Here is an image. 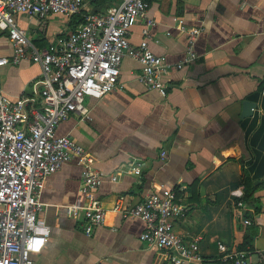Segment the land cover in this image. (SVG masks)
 <instances>
[{"label": "crops", "instance_id": "0c3cea01", "mask_svg": "<svg viewBox=\"0 0 264 264\" xmlns=\"http://www.w3.org/2000/svg\"><path fill=\"white\" fill-rule=\"evenodd\" d=\"M116 1L83 0L81 11H102ZM145 1V14L153 21L148 46L171 64L164 76L166 92L146 88L136 78L140 63L124 54L120 86L98 99L86 98L87 117L71 114L59 121L55 133L69 134L104 173L94 192L104 215L84 232L79 207L85 197L78 190L82 165L75 158L64 161L40 190L38 214L47 237L32 254L37 264H170L163 251L139 238L144 222L121 216L113 204L123 208L152 189L173 187L185 211L172 219V229L187 239L199 237L203 264H220L216 242L237 246L247 230L251 246H264V171L242 199L248 162L256 151L264 154V147L250 143L264 118V0ZM15 18L27 37L42 45L74 26L56 13ZM142 26V18L129 25L131 44L142 37ZM191 26L199 28L193 56L177 68L186 54L184 28ZM11 49L0 34V55ZM38 73L37 63L22 58L0 65V84L12 96L28 94ZM243 99L254 106L241 116ZM136 162L139 173L126 170ZM109 173L117 178L111 180ZM245 216L250 223H244Z\"/></svg>", "mask_w": 264, "mask_h": 264}, {"label": "built area", "instance_id": "2783aa9c", "mask_svg": "<svg viewBox=\"0 0 264 264\" xmlns=\"http://www.w3.org/2000/svg\"><path fill=\"white\" fill-rule=\"evenodd\" d=\"M83 0H0V33L11 43V53L0 55V65L26 58L39 65L31 80V92L12 96L0 84V264H37L33 253L47 237L39 216L40 190L45 177L69 158L82 165L78 190L85 197L80 205L83 230L89 233L103 221L104 209L95 189L104 173L95 168L85 149L69 134H56L60 120L74 114L87 117L86 98L98 99L120 86L119 65L124 54L140 63L136 78L146 87L165 94V74L171 64L151 51L147 39L153 23L146 16L145 0H117L102 11L82 12ZM25 13L44 18L51 13L82 19L66 33L37 46L16 21ZM143 19L142 37L136 44L128 40V27ZM186 30L185 56L174 64L180 67L192 59L191 45L199 28ZM163 153V152H162ZM140 162L127 165L140 172ZM111 180L116 173H109ZM243 207L241 199L236 201ZM75 206L69 207L75 212ZM121 216L138 217L144 222L139 238L163 251L170 264H203L198 236L187 239L172 229V219L183 215L185 205L173 189H152L126 207L113 204ZM244 223H250L245 216ZM220 264H264V246L238 248L216 242Z\"/></svg>", "mask_w": 264, "mask_h": 264}, {"label": "trees", "instance_id": "16d2710c", "mask_svg": "<svg viewBox=\"0 0 264 264\" xmlns=\"http://www.w3.org/2000/svg\"><path fill=\"white\" fill-rule=\"evenodd\" d=\"M82 19V16L79 13L73 14L70 19L68 20L69 24H76ZM3 34V33H0ZM5 35V34H4ZM6 36V35H5ZM35 45L40 46L42 43H38L37 41H32ZM255 120L253 119L250 122V125L247 127V133L253 126L255 125ZM250 143L252 145L257 144L258 147H264V118L262 121L258 124V126L255 128V132L252 136H250ZM264 171V154L259 153V151H256L255 156L251 158V160L248 162L247 166V172L243 176V198H248L251 193L250 189L254 186L253 181L261 176V174ZM192 188L194 189V184L192 185ZM174 189V187H173ZM250 231L247 230L245 232V235L243 236L241 242L236 246L238 248H244L246 246H251L250 244ZM249 235V236H248Z\"/></svg>", "mask_w": 264, "mask_h": 264}, {"label": "water", "instance_id": "95a60500", "mask_svg": "<svg viewBox=\"0 0 264 264\" xmlns=\"http://www.w3.org/2000/svg\"><path fill=\"white\" fill-rule=\"evenodd\" d=\"M254 102L248 99H243L241 101V113L240 115H248L251 113V108H253Z\"/></svg>", "mask_w": 264, "mask_h": 264}]
</instances>
